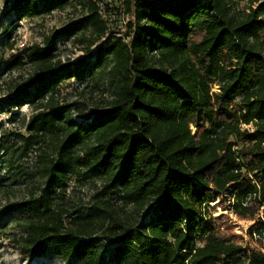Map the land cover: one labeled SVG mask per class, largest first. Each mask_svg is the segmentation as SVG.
<instances>
[{"label":"trees","instance_id":"16d2710c","mask_svg":"<svg viewBox=\"0 0 264 264\" xmlns=\"http://www.w3.org/2000/svg\"><path fill=\"white\" fill-rule=\"evenodd\" d=\"M87 1L82 27L94 31L92 46L106 25ZM234 1L123 0L127 31L93 60L62 64L61 31L0 60V74L29 69L4 89L0 113L10 119L24 105L32 110L19 147L0 129V191L17 178L9 151L35 152L34 170L22 178L28 194L0 214L20 226L18 236L6 235L12 248L50 262L42 264H264V4L238 16ZM100 72L112 94L90 115L79 101L60 100L70 77ZM73 175L100 180L131 213L121 216L104 200L70 216ZM228 190L239 218L262 210L253 225L262 249L243 248L207 211ZM98 232L116 242L110 255Z\"/></svg>","mask_w":264,"mask_h":264},{"label":"rangeland","instance_id":"374dc122","mask_svg":"<svg viewBox=\"0 0 264 264\" xmlns=\"http://www.w3.org/2000/svg\"><path fill=\"white\" fill-rule=\"evenodd\" d=\"M32 2L33 0H23L19 3L14 2V0H0L1 61L17 53L25 46L41 44L44 37L52 35L56 31H61L56 38V47L62 64H73L83 57L93 60L97 48L114 36H123L127 31V23L132 19V16L124 10L123 0H95L104 19L106 32L90 46V41L96 35L91 28L82 27L83 18L89 14L87 0H67L62 9L51 8L52 2L49 0H35V6L31 9ZM261 4H264V0H237L231 3V7L235 15L239 16L248 13L251 9H256ZM261 17L264 18V13ZM11 41L13 42L12 49L7 46V43ZM88 49L90 52H87ZM3 65L4 63L0 62V73ZM27 68L9 74H0V83L4 87L0 91V106L3 105L4 89H7V85L14 81L22 80L18 73H22L24 77L29 74ZM212 90L218 91L219 86L214 84ZM111 94L109 80L104 72H100L93 77H70L62 87L60 100L68 103L79 101V108H82L83 113L87 116L90 115L96 104L109 99ZM31 113V108L26 105L19 109L17 114L10 118L11 120L8 118V114L0 113V129L8 131V144L13 145V147L21 145L18 141V135L26 133L25 123ZM78 113L77 110H74L73 119L76 122H83L84 118L77 116ZM242 127L253 129L250 125H242ZM11 154L12 164L16 170L18 169L17 178L10 184L7 193L0 191V214L7 204L20 200L28 194V186L25 185L22 178L28 177L34 170L35 152L32 149L26 147L22 153L20 150L14 152L10 150L9 155ZM66 194V205L72 213L70 216H74L77 209L88 211L87 209L95 201L102 202L104 200L117 207L121 216L131 213V206L124 204L117 193L104 190L100 180L73 175L66 189ZM229 194L230 190L222 197H216L213 203L209 205L211 209L207 208V211L212 213L213 217H221L222 220L220 221H223L221 229H228V231L236 234V240L243 248L262 249L256 227H253L258 217L262 215V210L254 219H241L232 212L230 203L233 197ZM149 212V210L145 211L143 215H148ZM20 230V226L13 225L6 218H0V264L50 263L46 259L25 258L18 250L10 246L7 233L18 236ZM97 236L103 243V249L110 255L116 246V242L106 241L99 232ZM52 264L65 263L54 261Z\"/></svg>","mask_w":264,"mask_h":264},{"label":"bare ground","instance_id":"6f19581e","mask_svg":"<svg viewBox=\"0 0 264 264\" xmlns=\"http://www.w3.org/2000/svg\"><path fill=\"white\" fill-rule=\"evenodd\" d=\"M213 203V202H212Z\"/></svg>","mask_w":264,"mask_h":264}]
</instances>
